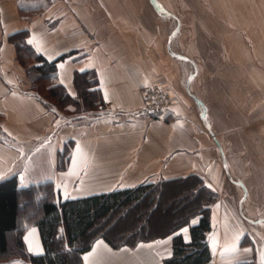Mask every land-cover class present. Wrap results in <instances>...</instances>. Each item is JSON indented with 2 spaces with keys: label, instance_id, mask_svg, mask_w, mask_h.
<instances>
[{
  "label": "crops",
  "instance_id": "crops-1",
  "mask_svg": "<svg viewBox=\"0 0 264 264\" xmlns=\"http://www.w3.org/2000/svg\"><path fill=\"white\" fill-rule=\"evenodd\" d=\"M234 4L219 9L223 22L216 28H222L221 59L236 66L237 84L224 68L227 93L217 92L214 109V99L191 89L200 73V44L178 49L181 18L161 0H0V174H16L19 187L50 181L62 199L196 174L216 195L209 205L206 264H264V214L248 209L253 190L244 178L247 145L254 158L264 157V0ZM150 9L172 18L163 40L160 27L150 24ZM199 28L214 27L203 22ZM16 43L47 60L64 53L53 82L73 98L75 72H93L103 106L73 114L56 108L34 90ZM180 65L187 96L165 84ZM150 83L178 101L158 114L145 112L143 89ZM189 99L200 108L195 113L187 111ZM181 234L189 239V230ZM172 235L117 248L96 238L81 254L82 264H165ZM22 239L30 253H43L36 225H28ZM16 263L23 262L0 261Z\"/></svg>",
  "mask_w": 264,
  "mask_h": 264
},
{
  "label": "trees",
  "instance_id": "trees-1",
  "mask_svg": "<svg viewBox=\"0 0 264 264\" xmlns=\"http://www.w3.org/2000/svg\"><path fill=\"white\" fill-rule=\"evenodd\" d=\"M20 46L37 62L32 66L34 78L47 81V91L59 103L72 101L82 110L103 106L93 72H75L73 98L62 84L53 82L56 63L64 53L47 60L27 43ZM215 196L196 174L65 199L50 181L19 187L17 175L12 174L0 179V257L3 261L20 258L29 264H82L81 254L96 238L117 248L173 234L165 264H206L211 258L209 205ZM195 216L197 222L191 224ZM30 224L39 230L42 254L30 253L22 239ZM186 224L188 240L177 232Z\"/></svg>",
  "mask_w": 264,
  "mask_h": 264
},
{
  "label": "rangeland",
  "instance_id": "rangeland-1",
  "mask_svg": "<svg viewBox=\"0 0 264 264\" xmlns=\"http://www.w3.org/2000/svg\"><path fill=\"white\" fill-rule=\"evenodd\" d=\"M120 1L125 4V0H120ZM161 1L163 4H165V6H168V8L175 11L176 14L181 18L182 26L176 36V41L174 42V44H176L178 49L187 52L186 46L189 42L193 41L196 44H200L198 46V50L200 51V53H197L198 54L197 63L199 66L200 73L199 76L192 83L191 89L204 96L208 101L211 102L214 99L215 102V100H217L216 99L217 92L224 91L227 93V89L223 90L222 88L223 84L228 85V82H226L225 77H223L222 74V70L224 68H230V71L234 73V75H231L229 78L230 84H233L234 86H236L237 84L236 82L237 79L234 71V69H236V66L233 64H230L229 66L228 62H224L221 59V45L218 37L220 36L219 33L222 32V28L221 27L218 29L216 28V25L219 24L221 26L222 24L221 22H223V19L219 14V9L225 7L226 4H229L230 8H234L233 6L236 5L234 4V0H161ZM214 7H217L218 12L215 11ZM150 11H151L149 18L150 24L151 25L154 24L160 27V31L162 32L161 38L163 40L166 34L165 32H168L169 30L168 28L173 25L172 21L170 24L168 22V20H172V18L170 16H164V17L160 15L157 16L152 12L151 9ZM100 18H101L102 26L104 27L105 22L108 20L103 12H101ZM203 22L208 23L211 27L214 28H212V30L199 28L203 24ZM166 26L168 28H164ZM17 37L20 36L15 35V37L13 36L11 38L12 40L16 38L15 40L17 41L18 40ZM15 40L14 42H16ZM205 46H207V48ZM16 47H17L18 58L23 63H26L29 67L28 74L30 75L31 85L33 86L34 90L37 91L46 100L51 102V104H53L56 108H59L63 112L73 114L77 111H87V112L94 110L97 111L99 108L102 107V106H98V108L96 109L82 110L81 108H78L76 105H74V102L72 101L68 104H64L61 102L59 103L57 100L58 97L51 96L47 91V86H46L47 81L43 79L36 80L34 78V76H36V73L32 69L33 66L32 63L34 62V59L31 57V54L26 50H24L17 43H16ZM190 68L191 65L188 63L187 70ZM184 69L185 68L180 65L178 67L177 76L175 77V79H173L172 82L171 81L165 82V84H167V87L171 92L174 93V91L179 90L185 94L184 85H183V71H185ZM213 86H216L218 91L216 89H213ZM185 95L187 96V94ZM173 99H174L173 104H175L178 101V99L177 97ZM173 104H171L170 106H172ZM212 104L214 105V109H216L217 103L215 102ZM187 105L189 106V108H187L188 112L193 110L195 113L200 109L191 101V99H189ZM67 106H69V108ZM170 106H168L167 108H169ZM196 122L198 126L202 128L201 124L198 121ZM262 147L264 151V143H262ZM248 148H250V151ZM253 149L254 148L252 146L247 145V155L245 157L246 171L244 173V178L249 180L253 190L249 198V201L247 202V207L248 209H251L253 211L252 212L253 215H257L260 213L264 214V182H262L261 179L263 177H260V173L258 170L259 166H261V168L264 171V157L262 158V160L257 157L254 158L252 156ZM2 259L3 258L1 256L0 261H3ZM14 260H19L24 264H29L27 261L22 260L20 258H11L4 261L9 262Z\"/></svg>",
  "mask_w": 264,
  "mask_h": 264
},
{
  "label": "built area",
  "instance_id": "built-area-1",
  "mask_svg": "<svg viewBox=\"0 0 264 264\" xmlns=\"http://www.w3.org/2000/svg\"><path fill=\"white\" fill-rule=\"evenodd\" d=\"M144 111L149 114H158L173 104L171 93L157 83H151L143 89Z\"/></svg>",
  "mask_w": 264,
  "mask_h": 264
},
{
  "label": "snow or ice",
  "instance_id": "snow-or-ice-1",
  "mask_svg": "<svg viewBox=\"0 0 264 264\" xmlns=\"http://www.w3.org/2000/svg\"><path fill=\"white\" fill-rule=\"evenodd\" d=\"M28 43H32V41L29 40ZM3 178H4L3 175L0 174V179H3ZM21 179H23V177H21ZM196 222H197V220H195V219L192 221V223H196ZM187 231H188L187 228L181 229V233H187ZM32 233H35V229L32 230ZM25 241H26V242H29V237L26 236V237H25ZM214 246H215V245H214ZM30 250H33L32 247H31V245H30ZM231 250L234 251L235 249L233 248V249H231ZM226 251H228V249H226ZM37 254H39V253L37 252Z\"/></svg>",
  "mask_w": 264,
  "mask_h": 264
},
{
  "label": "water",
  "instance_id": "water-1",
  "mask_svg": "<svg viewBox=\"0 0 264 264\" xmlns=\"http://www.w3.org/2000/svg\"><path fill=\"white\" fill-rule=\"evenodd\" d=\"M202 109L205 110V109L203 108V106H202Z\"/></svg>",
  "mask_w": 264,
  "mask_h": 264
}]
</instances>
